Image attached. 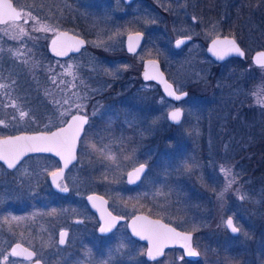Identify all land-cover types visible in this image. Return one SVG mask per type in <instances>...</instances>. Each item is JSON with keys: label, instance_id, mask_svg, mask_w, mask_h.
I'll return each mask as SVG.
<instances>
[{"label": "rangeland", "instance_id": "374dc122", "mask_svg": "<svg viewBox=\"0 0 264 264\" xmlns=\"http://www.w3.org/2000/svg\"><path fill=\"white\" fill-rule=\"evenodd\" d=\"M195 2L145 0L141 17L145 42L134 58H130L122 49L128 28L121 21V16L130 8L119 0L18 1L22 12H30L31 17L26 16L27 24L3 27L0 54L22 62L29 51L47 44L58 30L85 37L87 47L83 51L53 64L67 77L83 76L82 82H87L106 101L100 106L95 102L90 105L85 89L83 94L76 92L70 81L66 101L62 107L58 106L61 113L58 123L53 120L55 125L63 124L77 111H89L97 119L85 128L78 160L64 176L62 185L69 188L68 194L59 196L48 184V174L57 167L54 158H26L14 170L0 166V264H27L8 253L11 244L17 241L34 248L43 264H85L87 261L91 264H124V261L129 264H264V208L261 207L264 186H250L249 181L242 186L237 175V172L242 174L241 167H237L239 163L234 164L238 158L229 160L233 144L244 135L242 108L253 106L264 111V104L258 103L254 95L259 89V95L264 97V66L257 67L250 59L252 52L264 49V0H216V22L207 26L200 19L195 24L190 21V16L195 14L192 8ZM157 3H161L168 18L157 11ZM237 11L236 21H231L230 16ZM221 35L235 38L248 60L236 62L230 58L213 66L205 53V44ZM180 36L191 39L174 49L172 43ZM147 57L163 62L178 91L192 88V93L178 103L183 117L177 125L170 124L166 117L174 104L159 96L154 86L136 82L142 60ZM118 79L121 82L115 85L113 81ZM8 80L11 78L0 77L3 86L0 100L7 106L2 108L3 115L0 114L3 122L0 128L8 133L32 131L34 123L30 122L24 93L16 89L11 93L13 98L9 97L11 94L4 90V86H10ZM196 84L199 86L195 89ZM58 107L55 105V109ZM21 111L27 113L23 118ZM116 120L122 128L120 137L114 134ZM123 126H134L136 141L132 133L124 132ZM106 127L110 129L108 134L103 132ZM48 129L46 126L41 130ZM198 134L202 135L203 145L193 149L188 142L192 135ZM113 136L119 138V142L115 140L116 150L112 148L116 144ZM127 143L130 151L124 149L120 154ZM199 150L203 151L202 161L197 155ZM139 163L147 164L148 170L136 189L127 193L125 174ZM221 166L230 167L236 181L224 191L222 198L219 194L224 190L226 178L220 171ZM91 192L105 196L110 211L120 216L143 212L181 230H196L203 252L198 250L200 257L196 260L187 261L176 252L147 261L145 245L142 247L129 237L124 223L108 236L98 235L95 217L85 202V196ZM143 198L147 199L144 202L147 210H142ZM11 202L18 203L23 210L41 204L45 220H36L37 215L30 214V220L22 225L11 222L4 214V206ZM228 216L240 229L237 235L225 227ZM62 227L69 229V236L66 245L59 247L56 237ZM209 236L216 238L210 243L214 242L225 252L212 246L206 252Z\"/></svg>", "mask_w": 264, "mask_h": 264}, {"label": "trees", "instance_id": "16d2710c", "mask_svg": "<svg viewBox=\"0 0 264 264\" xmlns=\"http://www.w3.org/2000/svg\"><path fill=\"white\" fill-rule=\"evenodd\" d=\"M251 2L253 3V1H250L249 3ZM238 15H239L238 11L236 12L235 15L233 16L231 15L230 16L231 21H236V17H238ZM1 56H3L4 58H2ZM26 56L27 59H25L22 62H19L7 58L3 54H0V77L11 78L10 81L8 80L9 81L8 85L10 86L9 87L4 86V90L6 91L7 94L13 93L16 89L19 90L20 94L24 93L22 97L23 99L26 100V102L29 105L28 109H30V118H31L30 122L33 121L34 124L32 126H34L35 128L34 130H40L46 126L49 128H53L57 126L55 125V123L59 122L58 117L61 113L58 106L60 104L62 107L66 101V98L69 94V92L67 91V86L69 85L70 81H72L75 87L74 90H76V92L79 91L81 94H83L85 89L86 93L84 95H86L87 97L86 101L90 105H93V102H95L96 105L99 103L98 106H100L104 104L103 101H106V98L101 97L99 94L95 92L94 89H91L92 87L88 85L87 82L85 83L82 82L83 76L74 77L71 75L70 77H67L62 73L60 74L58 65L57 64L54 65L53 62L54 61L59 62L65 60L62 59L60 60L50 55L47 51L46 44L42 43L39 49L34 48L32 51H29L26 54ZM234 60L236 62H244L247 61L248 58L247 57L243 59L234 58ZM65 79L67 80L66 82ZM79 79H81V81H79ZM88 80H90L89 77ZM109 91H110L109 89L105 90L106 94H108ZM191 93L192 91H189V94ZM13 96H14L13 94L9 95V97L11 98H13ZM23 99L22 101H24ZM11 101L13 102V99ZM55 105H57L58 109H55ZM4 107H7L6 104L0 100V109L2 108L4 109ZM14 107L15 106H13V108ZM90 108H93V106H91ZM3 109L0 112L1 115H3L2 114ZM242 113L244 114L245 117V121L243 124V127L245 128L243 129L244 135L241 139L236 140L235 143L233 144L234 150L229 152V160L233 161L235 158H238V160L235 161L234 164L237 165L239 163L237 167L239 166L241 167L242 174L239 175V172H237V175L239 176V180L242 186L245 185L244 182H248V181L250 183V186L252 185L264 186V111L260 107L253 108L252 106L251 108H242ZM87 114H89V111ZM89 116H90V121L88 124L96 123L97 119L93 118L91 114H89ZM5 120L7 119L5 118ZM49 120L52 121L48 122ZM53 120H55L54 121L55 123L53 122ZM114 123H115L114 134L120 137V135L122 134L120 130L122 128H119L117 126L119 124L118 120H116ZM121 123L122 122L120 121V124ZM100 124L104 126L103 123ZM109 131L110 129L108 127H106V129L103 130V132H107L106 134H108ZM124 132L132 133L134 135L133 140L136 141L135 140L136 133L134 128H131L130 126H126ZM4 134H8V131H5L4 128L1 127L0 135H4ZM116 139L119 142V138H115L113 136V140L115 141ZM138 140L142 141V139H138ZM115 142L116 144H114L112 141L113 150H116L115 147L117 145V141ZM202 145L203 144H202L201 134L196 135V137L194 135L190 137V141L188 142L189 147L195 149L199 146L201 147ZM123 146L124 148H121V151L119 150L120 154L123 153L122 151H124V149H127L126 152L130 151L129 143ZM202 153L203 151L199 150L197 154L200 161H202L201 158L204 157ZM32 157L42 158V159L51 158V156L48 155L38 154V155L29 156L28 159ZM0 166L2 165L0 164ZM200 169H204V167L201 166ZM135 189L136 187H128V186L125 187V191L127 193H129L130 191H134ZM262 189L264 193V187ZM145 200L147 199L143 198L140 200L142 205V210L148 209L147 206L144 205ZM40 206L41 204H35L34 206H31V208L29 207L28 210L26 208L25 209L27 210L26 212L25 210H23V208L20 209L18 203L16 202L7 203L4 206L5 218L6 219L10 218L11 222H17L19 225H22L24 222L29 221L30 214L31 215L36 214L37 215L36 220H45L44 211ZM261 207L264 208V198ZM155 213L156 215L158 214L157 212ZM10 215L15 217L16 219H13V217H10ZM192 232L194 235L193 237L194 246L197 247L200 252H203V248L199 244V242H201L199 240L200 239L199 232H197L196 230ZM215 239L216 238L212 236H209L208 238L206 237L207 240L206 241L207 243L205 244L206 252L211 251L209 250L211 248L210 246H212L218 251L223 250L220 246H216L214 242L210 243V240H215ZM139 244L142 245V247H144L143 243H139ZM223 251L225 252V250ZM140 252H142V249ZM176 252H179L182 255V251L179 248L168 249L166 250L165 253H176ZM183 259L185 258L183 257ZM84 262H86V260ZM85 264H91V263L87 261Z\"/></svg>", "mask_w": 264, "mask_h": 264}, {"label": "water", "instance_id": "95a60500", "mask_svg": "<svg viewBox=\"0 0 264 264\" xmlns=\"http://www.w3.org/2000/svg\"><path fill=\"white\" fill-rule=\"evenodd\" d=\"M125 1L128 2L130 0H125ZM62 34H66V35H62ZM136 34H138V33L129 34L126 37L125 47H126L127 51L130 52V53H134L139 48V46L141 44V41L143 39L142 34L139 33L140 34V38H139L138 43L134 42L135 50L134 51H129V36L135 37ZM217 38H219V39L228 38L230 40H234L236 45L239 47L240 51L243 53V55H241L240 53H237V52H229L227 55H223V58H221L222 53L220 52V46L219 45H217V46L213 45V41L216 40ZM54 40L56 41L55 45L53 44ZM178 40L182 41V43H183V42H185L187 40V38H181V39H178ZM78 41H82L83 43H78ZM177 41H175V43H174L176 48L179 47L182 44L181 43V44L177 45ZM85 45H86V41L82 37L70 32L68 30H58L57 32H55L49 38V40L47 42V51L53 57H56V58H59V59H66V58H68L71 55L78 54L82 50V48L85 47ZM58 52H63L64 54L63 55H58ZM261 52H264V49H257L254 52H252V54L250 56L251 62L253 63V65H255L257 67L264 66V65L256 63L257 54L261 53ZM206 53L209 56H211L217 62H222V61H224L226 59H229V58H232V57L240 58V59L245 57L244 49L237 42V40L235 38L231 37V36H217V37H214L213 39H211L208 42V44H207ZM145 73L148 74L149 78H147V79L145 78ZM141 77L145 81L153 80L156 83H159L161 85L162 91H163V93H164V95L166 97H169V98H172L174 100H177V99H175L174 96H169L168 95V93H167V91L165 89V82L168 85H171V84L166 80L165 75L161 71V69L159 67V63H158V61L156 59L148 58V59H146L144 61V65H143V68H142V71H141ZM176 95H179L181 97L180 99H182V98L186 97L187 92L183 91V92H180V93H176ZM175 109H180L181 110V117H180L179 121H173L169 117V113L171 111L175 110ZM175 109H172L171 111H169L168 119L173 124H179L181 122V120H182V117H183V111L179 107H177ZM76 115L86 116L87 117V122H88V116L86 114H84L82 112H74L67 118V120L62 125L56 126V127L51 128L49 130L20 131V132H17V133H10V134H6V135H2V136H0V139H4V138H7V137L22 136V135L33 136V135H39L41 133L50 134L52 132L58 131L61 128H66L68 126V123L71 122L72 117L76 116ZM87 122L83 125V128L80 131L79 137L75 141V148H74V151H73V155H74L75 158L72 159L70 163H68L67 167H65L64 159H62L60 155H57V153L55 151H53V152H45V151L25 152L24 155H22L20 157V159L16 162V165L14 167H11V168L8 167V163L5 160H0V163L2 164V166H4V168L6 170H14L26 157H28L30 155H34V154H47V155H50V156L56 158L58 160V162H59V167L55 171H58L59 169H63L62 176L58 177L55 183L53 182V177L51 175L52 172L48 175V181L50 183V186H51V188L53 190H55V191H57V192H59L61 194H67L69 189L67 187H61L59 182L64 177L65 172L67 171V169L73 163H75L77 161V149H78L79 140L82 137V134L84 132V128H85ZM141 164L145 165V167H144L143 172H141L139 174V178L137 179L135 176H133V178L130 180L129 173H133L134 170L139 168V166ZM141 164H138V165L134 166L133 168H131V169H129L127 171V173L125 175V183L127 185L135 186V185H137V184H139L141 182V180L143 179V176L146 174V172L148 170V165L147 164H145V163H141ZM58 184H59V187L57 186ZM64 188H67V191H64L63 190ZM90 197H92V199H89ZM101 201H103V203H101ZM86 202H87L89 208L96 214V216L98 217V219L100 221V226H99V228L97 230L98 233L107 234L110 231H112L117 226V224H119L121 222H126V229H127V232L130 234L131 238L133 240H136L138 242H141V243L145 244L144 258L147 261H155V260L160 259L164 255L165 251L168 250V249H171V248H181L183 256L185 258L189 259V260H196V259H198L200 257V253H199L198 249L193 245V233L192 232L181 230V229L175 227L174 225L165 222L164 220H162L160 218L153 217V216L148 215V214L143 213V212L134 213L128 219H126L124 216H118L116 214H113L111 211H109V209L107 207V199L104 196H102L100 194H97V193L88 194L86 196ZM102 213H103V216H102ZM109 214H110V216H109ZM137 217H140L142 219L137 220ZM229 217L230 216L226 217V219L224 221L225 227L229 231V233H231L232 235H237L238 233H233L231 231V229L228 228L227 225H226V221H227V219ZM112 218H115L114 222H112ZM106 221L111 223L110 230L107 231V232H101L100 231L101 227H106L107 226ZM134 221H135V225H134ZM148 221L159 222L162 225H166V226H168L170 228H174L177 232H179L181 234H190V236H191L190 244H191L192 249H194L195 252L197 253V255H189L188 248L185 247V242L181 241V240H166V241H163L162 250L159 252V254H157L156 250H155V247L153 245V242L147 238L149 233L147 231H143V229H145L148 226L147 225ZM134 226H135L137 231H141L142 232L141 235H137L133 231V227ZM61 233H66V235L64 236V241L65 242L63 244L60 243ZM66 239H67V229L60 230L58 232V237H57L58 244L61 245V246L64 245L66 243ZM17 245H20L22 248L27 249L28 251L35 253L34 250H32L31 248L23 245L22 243L14 242V243L11 244V246L8 249L9 254L11 256H13V257H18V258L29 260V259L25 258V256H23V255H19V256L12 255V250L14 248H16ZM149 249L153 250V256L152 257L148 256ZM34 257H35V255L32 257V259ZM36 261H34L32 264H35ZM40 264H41V262H40Z\"/></svg>", "mask_w": 264, "mask_h": 264}, {"label": "snow or ice", "instance_id": "6c2138e0", "mask_svg": "<svg viewBox=\"0 0 264 264\" xmlns=\"http://www.w3.org/2000/svg\"><path fill=\"white\" fill-rule=\"evenodd\" d=\"M22 16L31 17V13H24L22 11H18L12 3V0H0V23H8V22H16L22 18ZM26 22V21H25ZM39 30V29H38ZM44 31H48L50 29L43 28ZM21 32H24V29H20ZM66 35V34H62ZM140 38V34H136L135 37L129 36V51H134V42L138 43ZM78 43H83L82 41H78ZM182 41L178 40L177 45L181 44ZM53 44H56V41H53ZM213 45L220 46V52L223 55H227L229 52H237L243 55L240 51L239 47L236 45L234 40H230L228 38L219 39L213 41ZM63 52H58V55H63ZM256 63L264 65V52L258 53L256 57ZM145 78H149L148 74L145 73ZM0 87H3L0 85ZM165 89L169 96H174L175 99L179 100L181 97L176 95V92L172 89L171 85H168L165 82ZM259 89L257 93L254 95L257 96V102L264 104V97L259 95ZM183 95V94H182ZM15 106V105H13ZM81 107V105H77V108ZM27 115V113L21 111L20 117L23 118ZM63 115V114H62ZM169 117L173 121H179L181 117V110L175 109L169 113ZM87 122L86 116H73L71 122L68 123L66 128H61L56 132H52L50 134L41 133L39 135L33 136H16V137H7L4 139H0V160H5L8 163V167H14L16 162L20 159L25 152H35V151H45V152H53L55 151L57 155H60L62 159L65 161V167H67L68 163L74 159L73 151L75 148V141L79 137L80 131L83 128V125ZM0 123H3L0 121ZM145 165L141 164L139 168L135 169L133 173H129L130 180L135 176L137 179L139 178V174L143 172ZM221 173L226 178V184L224 190L219 194L222 198L224 191H227L232 187V185L236 182L235 177L233 176L232 169L230 167L221 166ZM63 174V169H59L58 171H54L51 173L53 177V182L55 183L58 177H61ZM59 187V184L57 185ZM67 191V188L63 189ZM244 199V196L240 197ZM89 199H92L90 197ZM103 203V201H101ZM103 216V213H102ZM110 216V214H109ZM13 219H16L13 217ZM142 218L137 217V220ZM115 221V218H112V222ZM107 226L101 227V232H107L110 230L111 223L106 221ZM135 225V221H134ZM147 227L143 229V231H147L149 233L148 239L153 242L156 253L162 250L163 241L166 240H181L185 242V247L188 248L189 255H197L194 249H192L190 241V234H181L177 232L174 228H170L166 225H162L159 222H147ZM226 225L231 229L233 233H238L240 229L234 224L231 217H229L226 221ZM133 231L137 235H141V231H137L135 226L133 227ZM66 233H61L60 243L63 244L64 236ZM12 255L19 256L23 255L25 258L31 260L35 253L28 251L27 249L22 248L20 245H17L16 248L12 250ZM148 256H153V250L149 249ZM7 259V258H5ZM35 264H40L37 260Z\"/></svg>", "mask_w": 264, "mask_h": 264}, {"label": "flooded vegetation", "instance_id": "af4514ba", "mask_svg": "<svg viewBox=\"0 0 264 264\" xmlns=\"http://www.w3.org/2000/svg\"><path fill=\"white\" fill-rule=\"evenodd\" d=\"M18 1L19 0H12V3H13V6L18 10V11H22V9H21V7L19 6V4H18ZM125 7H129L130 8V11H126L125 13H124V15H122L120 18H121V21H124L125 22V25H127V30H128V32L125 34V36H124V39H123V43H122V49H123V51L125 52V55H126V57H130V58H134L133 56L134 55H136L138 52H139V50L141 49V47H142V45H143V43L145 42V36H146V33H144V31H143V29H142V19H141V17H142V9H143V7H144V2H145V0H130V1H125V0H119ZM162 2V1H161ZM159 3H157L156 4V9H157V11L159 12V13H162L163 15H165V16H167V18H168V14L166 13V12H164V9L161 7V3L158 5ZM192 8H193V10H194V12H195V14H193L192 16H190V21L192 22V23H194L195 24V22H197V19H200L201 20V22H202V25H204V26H207V25H212L213 24V22H216V19H214L215 17H216V15L218 14V12H216L215 10H216V0H196V2L194 3V5L192 6ZM120 20V19H119ZM159 20H160V18H159ZM25 21H27V17L26 16H22V18L20 19V20H18V21H16V22H14V23H12V22H8V23H0V34L2 33V31H3V27L6 25V24H11V25H13V24H15V25H21V24H27V22H25ZM219 25L221 26V28L223 27V22H222V20H221V18H220V20H219ZM32 32V30H29V32ZM30 32V33H31ZM133 33H141L142 34V36H143V39H142V41H141V44H140V46H139V48L134 52V53H130V52H128L127 51V49H126V47H125V42H126V37H127V35H129V34H133ZM79 36V35H78ZM221 36H226V35H221ZM80 37H82V36H80ZM215 37H217V36H215ZM85 41H86V39H85V37H82ZM181 38H187V40L185 41V42H183L179 47H175V41H177L178 39H181ZM214 38V37H213ZM213 38H211V39H213ZM190 39H191V37L190 36H180V37H178V38H176L174 41H173V43H172V45H173V48L174 49H179V48H181L182 46H184L185 44H187L189 41H190ZM210 39V40H211ZM28 41H29V39H27ZM210 40H208V42L210 41ZM208 42L205 44V48H204V50H205V53H206V47H207V44H208ZM87 47V41H86V45H85V47L84 48H82V50L81 51H83L85 48ZM80 51V52H81ZM79 52V53H80ZM78 53V54H79ZM206 55L210 58V60H211V63L213 64V66H218V65H220V64H222V63H224V62H226L227 60H229V59H226V60H224V61H222V62H217V61H215L211 56H209L207 53H206ZM72 56H74V55H71V56H69V57H72ZM68 57V58H69ZM148 58H154V59H156L157 61H158V63H159V67H160V69H161V71L164 73V75H165V78H166V80L171 84V86H172V88H173V90L176 92V93H180V92H183V91H186L187 92V95H186V97L189 95V91H191V89L192 88H188V89H185V90H183V91H178V89L177 88H175V84H174V81H173V79H171V77L169 76V73H167V71L164 69V64H163V62L161 61V60H159V59H157V58H155V57H147V58H144L143 60H142V63H141V66H140V68H139V71H138V77L136 78V82L137 83H140V84H149V85H152V86H154V88L156 89L155 91H156V93H158V95L159 96H161L162 98H166V100L168 101V102H171V103H173L174 105H173V107L171 108V109H169L168 111H167V114H166V117H167V121L170 123V124H172V125H177V124H173V123H171L170 121H169V119H168V113H169V111H171L172 109H175V108H177V107H179V105H178V103H179V101H181L182 99H184V98H186V97H184V98H182V99H179V100H174V99H172V98H169V97H166L165 95H164V93H163V91H162V88H161V85L159 84V83H156L155 81H153V80H147V81H145V80H143L142 79V77H141V71H142V68H143V65H144V61L146 60V59H148ZM120 79H118V80H114L113 81V83L115 84V85H119L120 84ZM112 83V84H113ZM197 86L196 87H194L195 89L196 88H198V86H199V84H196ZM132 87H131V89H130V91L129 92H131L132 91ZM153 92V91H152ZM179 108H181V107H179ZM182 109V108H181ZM182 111H183V109H182ZM78 112V111H77ZM74 113V112H73ZM82 113H84V112H82ZM72 114V113H71ZM70 114V115H71ZM84 114H86L87 116H88V122H87V124H86V126H85V128L87 127V125H88V123H89V121H90V116H89V114H87V113H84ZM131 127V126H130ZM85 128H84V132H85ZM132 128H134V126H132ZM134 130H135V128H134ZM84 132H83V134H82V137L84 136ZM81 137V138H82ZM81 138H80V140H81ZM80 140H79V144H78V149H77V160H78V153H79V146H80ZM130 149V148H129ZM48 156H50V155H48ZM51 158H54V157H52L51 156ZM56 161H57V164H58V166L53 170V171H55L58 167H59V162H58V160L56 159V158H54ZM77 162V161H76ZM139 164H141V163H139ZM2 165V164H1ZM138 165V164H137ZM136 166V165H135ZM3 168H4V166H2ZM70 168V167H69ZM68 168V169H69ZM133 168V167H132ZM5 169V168H4ZM67 169V170H68ZM131 169V168H130ZM52 171V172H53ZM67 172V171H66ZM66 172H65V174H66ZM51 173V172H50ZM49 173V174H50ZM127 173V172H126ZM48 174V175H49ZM126 175V174H125ZM65 176V175H64ZM144 177V176H143ZM63 179H64V177L60 180V182H59V184H60V186L61 187H66V186H63L62 185V182H63ZM124 181H125V178H124ZM142 181V180H141ZM141 183V182H140ZM139 183V184H140ZM48 184L50 185V183H49V181H48ZM126 184V183H125ZM139 184H137V185H135V186H129V185H127L126 184V186H128V187H137ZM68 188V187H67ZM50 189L54 192V193H56V194H58V195H60V196H62V195H66V194H61V193H59V192H57V191H55V190H53L52 188H51V186H50ZM69 189V188H68ZM70 191V190H69ZM68 191V192H69ZM91 193H96V192H91ZM68 194V193H67ZM88 194H90V193H88ZM87 194V195H88ZM97 194H99V193H97ZM86 195V196H87ZM101 195V194H100ZM86 196H85V202H86ZM103 196V195H102ZM105 197V196H104ZM106 198V197H105ZM107 199V198H106ZM86 204H87V202H86ZM87 206H88V204H87ZM107 207H108V199H107ZM88 208H89V206H88ZM90 209V208H89ZM108 209H109V207H108ZM90 211L93 213V215H94V217H95V221L96 222H94V227H96V233L98 234V235H100V236H103V237H105V236H108V235H110V234H112V232L113 231H115V229L121 224V223H124L125 224V227H126V222H121V223H119V224H117V226L112 230V231H110L109 233H107V234H100V233H98V228H99V226H100V221H99V219H98V217L96 216V214L90 209ZM109 211H110V209H109ZM112 212V211H111ZM113 213V212H112ZM113 214H115V213H113ZM116 215H118V214H116ZM118 216H120V215H118ZM126 219H128L129 217H126V216H124ZM62 229H67V239H68V236H69V229L68 228H66V227H62L60 230H62ZM59 230V231H60ZM58 231V232H59ZM126 231H127V229H126ZM128 233V232H127ZM128 235H129V237L131 238V236H130V234L128 233ZM57 237H58V233H57ZM57 237H56V243H57V245L59 246V247H64L65 245H66V243H67V239H66V243L64 244V245H59L58 244V242H57ZM51 241V240H50ZM18 242V241H17ZM14 243V242H13ZM21 243V242H20ZM23 244V243H22ZM23 245H25V244H23ZM25 246H27V245H25ZM27 247H29V246H27ZM29 248H31L32 250H34V252H35V257L33 258V259H31V260H26V259H22V258H18V257H14V258H16V259H18L19 261H21V262H25V263H27V264H32L34 261H36V260H39L40 262H41V264H43V262L41 261V259H39V258H37V256H36V251H35V249L34 248H32V247H29ZM9 253V252H8ZM164 256V255H163ZM162 256V257H163ZM182 256H183V253H182ZM13 257V256H12ZM161 257V258H162ZM184 257V256H183ZM185 258V257H184ZM185 259H187V258H185ZM187 260H189V259H187ZM124 264H129V262L128 261H124Z\"/></svg>", "mask_w": 264, "mask_h": 264}]
</instances>
